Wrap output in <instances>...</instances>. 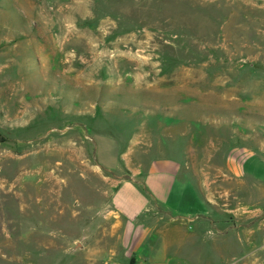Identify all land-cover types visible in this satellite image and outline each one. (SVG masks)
<instances>
[{
	"label": "rangeland",
	"instance_id": "1",
	"mask_svg": "<svg viewBox=\"0 0 264 264\" xmlns=\"http://www.w3.org/2000/svg\"><path fill=\"white\" fill-rule=\"evenodd\" d=\"M157 158L205 214L135 239L112 195ZM132 258L264 264V0H0V264Z\"/></svg>",
	"mask_w": 264,
	"mask_h": 264
},
{
	"label": "crops",
	"instance_id": "2",
	"mask_svg": "<svg viewBox=\"0 0 264 264\" xmlns=\"http://www.w3.org/2000/svg\"><path fill=\"white\" fill-rule=\"evenodd\" d=\"M252 152L248 148H236L230 157V169L234 175L240 176L244 162ZM114 169V163L109 165ZM180 162L171 158H157L152 160L142 178L141 183L120 179L112 195L111 204L115 213L123 219L125 232L130 236L142 237L145 229L143 219L150 213L154 204L162 211L171 215L173 221L193 222L189 216L204 213L205 201L201 200L198 192L188 183L179 179ZM147 190L146 195L140 186ZM185 210V211H184ZM186 212L184 217H177L174 213ZM144 239V238H143ZM142 247L139 246L137 251Z\"/></svg>",
	"mask_w": 264,
	"mask_h": 264
},
{
	"label": "trees",
	"instance_id": "3",
	"mask_svg": "<svg viewBox=\"0 0 264 264\" xmlns=\"http://www.w3.org/2000/svg\"><path fill=\"white\" fill-rule=\"evenodd\" d=\"M140 188H141V190H142L146 195H149V193H148L147 190L143 187V185H141ZM130 264H134V260H133V258L131 259Z\"/></svg>",
	"mask_w": 264,
	"mask_h": 264
},
{
	"label": "water",
	"instance_id": "4",
	"mask_svg": "<svg viewBox=\"0 0 264 264\" xmlns=\"http://www.w3.org/2000/svg\"><path fill=\"white\" fill-rule=\"evenodd\" d=\"M110 264H122V263H118V262H110Z\"/></svg>",
	"mask_w": 264,
	"mask_h": 264
}]
</instances>
